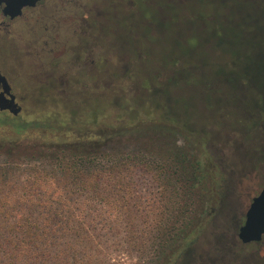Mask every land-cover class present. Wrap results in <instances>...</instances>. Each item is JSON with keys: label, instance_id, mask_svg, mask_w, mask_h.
I'll return each mask as SVG.
<instances>
[{"label": "rangeland", "instance_id": "obj_1", "mask_svg": "<svg viewBox=\"0 0 264 264\" xmlns=\"http://www.w3.org/2000/svg\"><path fill=\"white\" fill-rule=\"evenodd\" d=\"M252 2L151 0L149 22L110 23L119 52L108 46L100 65L106 87L94 88L90 78L81 92L76 84L69 88L72 97L60 92L57 100L28 99L25 114L9 124H26V131H0V201H78L72 214L81 212L85 225L76 219L65 227L88 234L86 243H70L72 259L85 264H264V238L236 242L248 200L264 185V18H253ZM241 26L253 33L234 44L242 62L234 68L247 73L242 95L219 83L223 53L212 40L219 32L234 38ZM132 111L142 120L147 113L155 122L162 118L167 130L145 124L129 133L114 130L118 138L86 150L38 135L53 122L64 126L56 124L52 134H82L88 129L79 125L93 114L100 124L121 129L120 120ZM171 116L206 142L211 159L198 166L191 145L170 130ZM9 125L4 128L13 132ZM82 161L98 172L96 191L75 187L91 181V170L64 171ZM108 168L118 173L106 179ZM6 210L18 212L0 211ZM96 214L100 218L92 220Z\"/></svg>", "mask_w": 264, "mask_h": 264}, {"label": "flooded vegetation", "instance_id": "obj_2", "mask_svg": "<svg viewBox=\"0 0 264 264\" xmlns=\"http://www.w3.org/2000/svg\"><path fill=\"white\" fill-rule=\"evenodd\" d=\"M149 4L151 0H32L23 5L21 0H0V107L10 101L9 108L18 110L0 109V131H26L9 124L25 114L28 99L57 100L60 92L72 97L69 88L76 84L81 92L90 78L94 88L106 87L100 65L108 46L119 52L115 30L108 32V25L117 18L149 22ZM262 189L264 185L250 197L245 211ZM263 238L264 233L257 243Z\"/></svg>", "mask_w": 264, "mask_h": 264}, {"label": "trees", "instance_id": "obj_3", "mask_svg": "<svg viewBox=\"0 0 264 264\" xmlns=\"http://www.w3.org/2000/svg\"><path fill=\"white\" fill-rule=\"evenodd\" d=\"M252 3L257 5L253 18H264V0H253ZM240 10L242 13H248L247 8H242ZM230 26L231 24L229 27ZM233 28L234 27L229 28L230 32H232ZM240 36L246 39L248 36L252 37L253 33L251 34V29L247 30L241 26L237 36L234 38H228L226 33L223 35L222 32H219L217 33L216 40L214 36L212 40H214L213 48L219 53H223L220 58L221 61L218 63L220 65L216 73L219 83L226 86L228 85V89L231 90H241L240 94L242 95L244 92L242 86L248 83L247 73L242 70L238 72V69L234 68L237 67L238 64H242V62H238L239 58L236 60V50L234 48V44H237L238 39H243ZM189 51L190 50L187 49V52ZM260 62H264L261 57ZM225 69H228L227 73L224 72ZM226 75L228 76L226 77ZM137 113L132 111L129 114L130 117L120 120L122 125L121 129H113V126L108 124H100V122H98V114H93L90 123L86 122L82 123V126L79 125L80 127L88 129L82 134L74 133L73 136L72 134H52L49 131H51V128H55L56 124L58 127L64 126L63 123L59 124V122H53L47 127L45 123L44 126L48 129L38 132V135L49 137L50 139L57 138L60 139L59 141H67L68 143L71 142L76 146H82V148L86 150L91 149L92 143H101L103 141L110 142L118 138L119 136L115 135L114 130L123 133L142 130L143 127L138 128V126H136L139 124H145V129L167 130V123L162 118L155 122L150 119L151 115L147 113L145 116H150V118L144 117L143 119L145 120H142L139 115H137V117L134 116ZM171 117V121L169 120L170 130L175 134L177 132L176 135L191 145V153L197 157L198 166L202 165V162L204 163L211 159L206 147V142L194 136L192 137L191 132L188 131L185 126L181 125L179 121L174 120L175 116ZM35 125L37 124H32L31 126ZM24 127L25 126L22 124L16 126L17 129H23ZM66 127H70V125H66ZM84 169L91 170V176H88L93 182L89 181L84 183V181H78L75 183L77 190L86 189L87 187H89L87 189L95 190L98 185H102V182L98 183L95 181L98 177V172L92 169L91 163L82 161L79 167L70 168V170L66 168L64 171L68 175L72 173L76 175H87L88 173L84 172ZM115 173H118L117 169L108 168L107 174L104 176L106 179H109L110 175L114 176ZM78 203V201L69 198L13 200L10 202L8 199L4 198V200L0 201V210L6 207L18 211L14 215L7 210L0 211V264H85L83 260H77V262L72 259L75 249L73 245L75 241L77 243L81 242V244L86 243L88 234L84 232L82 227H75L78 228V232L75 229L65 227L66 224L74 222L76 219H78L75 222L77 225H85L83 222L84 215H82L81 212L77 215L72 214L76 211L74 205H79ZM97 203L101 202L97 201ZM30 207L34 208V210L23 211V209ZM38 208L41 209L39 213L35 210ZM99 218L100 215L96 214L92 220H97ZM67 236L68 239L66 238ZM70 243H73V245ZM85 245L87 244H84V246ZM84 246H82V248H84Z\"/></svg>", "mask_w": 264, "mask_h": 264}, {"label": "water", "instance_id": "obj_4", "mask_svg": "<svg viewBox=\"0 0 264 264\" xmlns=\"http://www.w3.org/2000/svg\"><path fill=\"white\" fill-rule=\"evenodd\" d=\"M29 1L32 0H21V3L23 5L24 3H29ZM6 104L7 105H5L4 108L0 107V109H10V101H8ZM10 111L12 114H16L18 112L17 109H10ZM263 233L264 189H262L257 196L251 199V203L244 213V221L242 225L238 228L236 238L241 244H247L250 242L257 243L260 241Z\"/></svg>", "mask_w": 264, "mask_h": 264}]
</instances>
